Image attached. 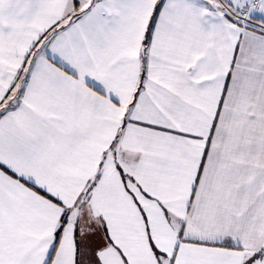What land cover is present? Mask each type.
<instances>
[{
    "label": "snow or ice",
    "instance_id": "1",
    "mask_svg": "<svg viewBox=\"0 0 264 264\" xmlns=\"http://www.w3.org/2000/svg\"><path fill=\"white\" fill-rule=\"evenodd\" d=\"M0 264H264V0H0Z\"/></svg>",
    "mask_w": 264,
    "mask_h": 264
}]
</instances>
